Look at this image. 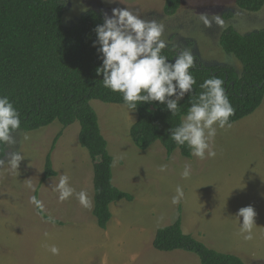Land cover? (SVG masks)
<instances>
[{
    "label": "rangeland",
    "instance_id": "rangeland-1",
    "mask_svg": "<svg viewBox=\"0 0 264 264\" xmlns=\"http://www.w3.org/2000/svg\"><path fill=\"white\" fill-rule=\"evenodd\" d=\"M63 25H71L87 10L111 17L113 9L127 8L141 19L164 26L166 48L190 49L197 62L225 65L241 72L240 62L222 51L220 32L232 26L241 34L264 28V5L257 12L236 6L234 0H181L176 13H163L164 0H62ZM203 17L211 21L206 26ZM101 134L112 156V183L133 196L132 201L110 204L111 217L105 229L96 224L93 208V168L88 151L78 142L79 123L63 127L58 121L36 130H16L13 142L5 144L0 160V264H200L185 250L170 252L153 248L156 229L180 217L181 229L207 247L234 254L246 264H264V97L250 115L217 128L210 148L214 157L167 156L156 141L139 149L129 129L137 113L123 104L92 99ZM61 131L51 152L55 176L38 188L40 209L33 193L44 171L45 155ZM13 154L23 158L17 169L9 161ZM164 166L163 170L161 167ZM190 169L185 178L182 173ZM61 175L79 193H88L92 204L85 208L77 195L59 199ZM182 188L179 204L172 199ZM251 205L255 212L254 239L240 232L238 210ZM59 249L53 254L50 248Z\"/></svg>",
    "mask_w": 264,
    "mask_h": 264
},
{
    "label": "trees",
    "instance_id": "trees-1",
    "mask_svg": "<svg viewBox=\"0 0 264 264\" xmlns=\"http://www.w3.org/2000/svg\"><path fill=\"white\" fill-rule=\"evenodd\" d=\"M237 7L257 12L264 0H234ZM181 0H164L163 13H176ZM62 0H0V95L8 96L19 111L21 126L18 130L31 131L58 121L63 127L79 123L78 142L88 151L93 168L92 214L101 229L110 220V204L118 200L132 201L133 196L112 183V156L107 141L100 132L96 112L90 106L92 99L104 103L125 105L122 94L103 86L102 74L96 69L102 60L98 52L94 29L103 24V14L87 10L71 25H63ZM218 43L222 51L234 56L241 64V72L225 65H205L194 58L190 72L196 79L193 92L179 101L180 113L170 114L159 102L140 103L137 117L129 135L141 150L158 141L167 156L178 150L190 157V149L177 145L171 130L178 126L190 103L199 96L200 84L212 76L224 81V88L235 109L231 124L250 115L264 97V28L244 34L232 26L224 28ZM178 49L165 48L162 55L170 61ZM126 106V105H125ZM59 131L45 155L44 171L33 197L38 201V188L46 178L55 176L51 152ZM5 144H0V160ZM45 220L54 222L35 203ZM152 246L170 252L185 250L194 253L200 264H246L240 257L207 247L203 242L181 229L180 217L173 223L156 229Z\"/></svg>",
    "mask_w": 264,
    "mask_h": 264
},
{
    "label": "clouds",
    "instance_id": "clouds-1",
    "mask_svg": "<svg viewBox=\"0 0 264 264\" xmlns=\"http://www.w3.org/2000/svg\"><path fill=\"white\" fill-rule=\"evenodd\" d=\"M206 26L211 21L203 17ZM98 52L102 60L96 69L97 75L102 74L103 86L112 92L122 94L123 101L129 110H135L140 103L159 102L171 115L180 113V103L185 95L193 92L196 79L190 72L194 65V56L190 49L184 48L170 61L162 55L168 46L164 35V26L155 20L141 19L127 8L113 9L111 17L105 16L104 23L94 29ZM202 91L195 98L181 117V122L171 130L172 140L180 146L186 145L191 155L203 159L214 157L216 152L210 148L214 142L217 128H230V117L235 114L224 88V81L212 76L200 84ZM21 126L20 113L8 96L0 95V144H11L12 133ZM23 158L13 154L9 163L17 169L18 162ZM3 164V161H0ZM164 166L161 167L163 170ZM187 178L190 169L182 173ZM59 199L67 200L74 194L85 208H90L92 201L84 190L75 193L69 183V177L61 175L57 186ZM173 197V204H179L183 190L179 186ZM33 203L43 207L35 197ZM254 208L249 205L238 210L237 216L242 218L240 232L245 240L254 239L253 229L256 226ZM58 254L55 246L50 248Z\"/></svg>",
    "mask_w": 264,
    "mask_h": 264
}]
</instances>
